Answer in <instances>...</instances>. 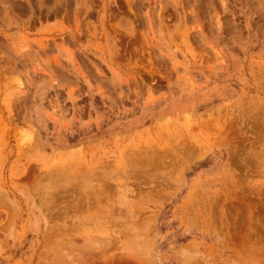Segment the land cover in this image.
Here are the masks:
<instances>
[{"label": "rangeland", "instance_id": "rangeland-1", "mask_svg": "<svg viewBox=\"0 0 264 264\" xmlns=\"http://www.w3.org/2000/svg\"><path fill=\"white\" fill-rule=\"evenodd\" d=\"M98 186L114 221L57 236ZM88 242L264 264V0H0V264Z\"/></svg>", "mask_w": 264, "mask_h": 264}, {"label": "bare ground", "instance_id": "bare-ground-1", "mask_svg": "<svg viewBox=\"0 0 264 264\" xmlns=\"http://www.w3.org/2000/svg\"><path fill=\"white\" fill-rule=\"evenodd\" d=\"M105 187H100V186H98V187H90V188H87L85 191H86V193L88 194V198H87V200H83L82 202H79V203H77V204H75V207L73 208V206H70V207H72L71 209L72 210H74L75 212H78V211H81V210H89V209H91V208H93V209H95V211L94 212H97V214L96 215H98V216H96L95 215V213L93 212V214L94 215H88V216H86V217H84V218H81L79 221H76V220H71L70 221V223L68 222V223H66V222H64L63 224H61V225H54V226H52V227H50L52 230H54L55 228L56 229H60L59 231H61V235H60V233H58L59 235H57V236H62L64 239H67V240H69V241H71L72 240V242H73V245H76L75 243L76 242H78L79 240H78V238L74 235V231L75 232H77L78 230H79V228H85L86 227V224H87V222L89 221H91V220H93V223H95V227H100L99 229L101 230L103 227H105L106 226V224H108V223H112L113 221H114V219H115V215H116V212H115V210L117 209V207H115L114 205L111 207V208H106V209H104L103 210V207H101L100 206V204H101V202L102 201H105V200H107V199H109V198H103V197H101V195L102 194H104V193H106V191L107 190H111V189H104ZM105 190V191H104ZM110 192V191H109ZM108 194V193H107ZM106 194V195H107ZM94 195H97V196H94ZM41 205L44 207L45 206V203H41ZM47 205V204H46ZM52 205V204H51ZM136 206V205H135ZM134 206V207H135ZM55 207V206H54ZM137 207V206H136ZM135 207V208H136ZM46 208H49L48 210H50L51 208H50V205H49V207H46ZM139 208H141V207H139ZM121 209V208H120ZM123 210V209H122ZM139 210V209H138ZM117 211V210H116ZM135 212H136V210H134ZM142 211V209L140 210V211H138V214H139V212H141ZM121 212V211H120ZM123 212V211H122ZM120 213V214H123V213ZM66 214H69V209H66V212H65ZM118 213V212H117ZM134 213V212H133ZM137 214V215H138ZM141 214V213H140ZM63 214H58L56 217H59V218H61L62 219V216ZM75 215V214H74ZM142 215V214H141ZM53 216V215H52ZM68 216V215H67ZM95 216V217H94ZM132 216V215H131ZM134 216V215H133ZM68 217H70V216H68ZM128 217V216H127ZM129 217H130V215H129ZM134 217H136V216H134ZM137 218V217H136ZM141 218V217H140ZM139 218V219H140ZM71 219V218H70ZM128 220V219H127ZM126 220V221H127ZM132 223H135L136 222V219L135 218H130L129 219ZM128 220V221H129ZM92 222V221H91ZM88 225H90V224H88ZM115 225V224H114ZM125 225V224H124ZM95 227L93 228L94 230H96L95 229ZM89 231V230H88ZM55 232V231H54ZM86 232V231H85ZM124 232V231H123ZM122 232V233H123ZM99 233H101V232H99ZM94 234V236L92 237V240L91 241H93V242H100V241H106V242H104L105 244H107V246H106V248L109 246V247H113L121 238H118V236H112V237H110V236H108V237H100V236H98L97 234L95 235V233H93ZM113 234H115V233H113ZM127 234V233H126ZM55 235V234H54ZM53 235V233H52V237L54 236ZM76 235H80L79 234V232H78V234H76ZM122 235H124V234H122ZM81 236H83V235H81ZM80 236V237H81ZM49 237V236H48ZM52 237H51V239H52ZM54 237H56V235L54 236ZM53 237V238H54ZM127 237V236H126ZM125 237V238H126ZM129 237V236H128ZM50 238V237H49ZM48 239V238H47ZM89 239V238H88ZM126 240H127V238H126ZM55 242V241H54ZM54 242H50L49 244H52V245H57L58 243H59V241L57 242V244H54ZM61 243H63V241H60ZM66 242V241H65ZM93 242H88L89 243V246H91L92 247V245H94L93 244ZM120 242V241H119ZM122 242V241H121ZM60 243V244H61ZM88 243H87V245H88ZM48 244V243H47ZM60 244H58L59 246H61ZM90 244H92V245H90ZM63 245L65 246H62V247H64V248H66V254H68L69 252H71L70 251V249H71V246L68 244V243H63ZM66 245H69V246H66ZM48 246V245H47ZM77 246H79V245H77ZM95 246V245H94ZM80 247V246H79ZM49 248V247H48ZM47 248V249H48ZM64 248H60L61 250L60 251H62V249H64ZM103 248V247H102ZM55 249V248H54ZM54 249H53V251H54ZM77 249V248H76ZM80 249H81V247H80ZM95 250L94 252L93 251H91V252H89L90 250H91V248H90V250L89 251H86V252H89V253H87V254H85L84 252H80V253H82L83 255L85 254V256L84 257H80L79 259L80 260H76V258H71V259H69L67 256L68 255H70V254H68V255H64V257H67V258H62V259H58V257H57V259L58 260H56V258H55V260H54V263H57V264H136L135 262H136V260H135V258H133V256H131V255H129L128 256V253H126V256H120V257H114V256H110V257H104V253H102L101 254V248H100V252H96V248H93L92 247V250ZM51 250V254H52V249H50ZM72 250V249H71ZM79 250V249H78ZM59 251V250H58ZM60 251H59V253H57V250H56V253L55 254H58V256H59V254H60ZM63 251H65V250H63ZM45 253V252H44ZM43 254V253H42ZM62 254V253H61ZM60 254V255H61ZM65 254V253H64ZM117 254V253H116ZM125 254V253H124ZM44 255V254H43ZM42 255V256H43ZM46 255V254H45ZM78 256H82V255H78ZM78 256H76L77 258H78ZM131 256V257H130ZM53 256H51V258H52ZM55 257V256H54ZM53 257V258H54ZM61 257H63V256H61ZM70 257V256H69ZM45 258V257H44ZM53 258L51 259V260H53ZM50 258H48V260H49ZM82 259V260H81ZM55 261H57V262H55ZM41 264V263H40ZM44 264H47L46 262L44 263ZM51 264H52V262H51Z\"/></svg>", "mask_w": 264, "mask_h": 264}]
</instances>
